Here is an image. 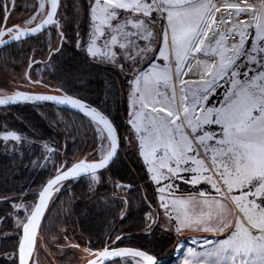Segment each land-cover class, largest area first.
<instances>
[{"label": "snow or ice", "instance_id": "1", "mask_svg": "<svg viewBox=\"0 0 264 264\" xmlns=\"http://www.w3.org/2000/svg\"><path fill=\"white\" fill-rule=\"evenodd\" d=\"M15 6L16 0H0V46L58 24L60 0H38L22 24L8 25ZM89 16L88 54L115 62L122 50L134 66L128 123L150 178L159 185L165 216L177 234L213 236L203 239L201 247L211 245L204 251L188 249L183 264H264V0H92ZM158 21L163 24L156 33ZM60 36L63 41V32ZM150 52L148 67H135ZM21 101L78 109L97 126L100 141L99 159L62 163L37 202L20 206L26 220L20 223L16 261L29 264L53 191L83 173L98 182L97 170L117 155L119 137L107 116L78 98L0 91V105ZM2 139L21 137L5 132ZM180 183L194 191L180 192ZM121 239L116 236L100 250L86 248L94 257L87 264H157L142 250L112 246Z\"/></svg>", "mask_w": 264, "mask_h": 264}, {"label": "trees", "instance_id": "2", "mask_svg": "<svg viewBox=\"0 0 264 264\" xmlns=\"http://www.w3.org/2000/svg\"><path fill=\"white\" fill-rule=\"evenodd\" d=\"M35 6L36 0H16L8 25L22 24L16 15L27 16ZM60 21V30L65 35L62 46L60 30L53 25L39 35L0 49V87H4L8 95L21 90H62L89 101L112 118L123 149L122 132L129 111L122 89L123 72L105 59L89 56L81 43L77 45L82 36L77 24L65 22L63 18ZM48 32L53 35L51 40ZM57 48L59 51H55ZM40 66H50L41 77L37 73ZM10 79L12 82L8 83ZM35 81L40 83H33ZM5 126L36 140L23 153L8 155L0 139V218L3 217L0 264H17L21 229H15L10 215L12 202L24 193L29 197L37 196L54 175L50 169L34 166L41 152L37 141L49 140L56 146L58 168L64 162L71 166L85 157L94 160L89 151L94 145L95 126L87 116L48 102L0 108V134ZM100 175L101 180L93 190L87 178L82 177L66 182L70 188L53 196L37 239L36 253L41 264H83L80 254L86 248L103 249L106 244L111 245L116 236L122 239L113 247H139L158 259L163 253L171 254L174 250L177 240L172 231L146 224L147 214L157 210L159 201L157 184L151 180L140 154L121 150L115 162ZM12 254L15 256L11 257ZM171 262L172 259L165 264Z\"/></svg>", "mask_w": 264, "mask_h": 264}, {"label": "rangeland", "instance_id": "3", "mask_svg": "<svg viewBox=\"0 0 264 264\" xmlns=\"http://www.w3.org/2000/svg\"><path fill=\"white\" fill-rule=\"evenodd\" d=\"M63 1L62 5L60 6L59 9V13L57 16V20H58V24H54L59 30L61 29L62 26V22L60 21V18H63V20L66 21H71L74 24H77V26L80 28V30L82 31V36L81 38L78 39V41L80 40L81 43V48L88 54L87 52V47L88 44L90 42V30H91V24H90V16H89V5L92 3V0H61ZM38 3V0H36V5ZM73 3V5H72ZM48 5L46 3V7H45V11L48 10ZM36 10V7L34 9V11ZM33 11V12H34ZM32 12V13H33ZM31 13V14H32ZM31 14L25 16L24 14H18L16 15L17 20H19L21 23L23 22V20L27 19ZM43 18V17H41ZM163 24V21H158L154 28H155V32L159 33L161 31V26ZM35 25V24H33ZM31 25V26H33ZM60 32H62L60 30ZM79 34V33H78ZM64 35V34H63ZM48 37L51 40L53 35L51 34V32H48ZM65 41V35H64V39L63 42ZM82 41V42H81ZM102 41L103 38H101L100 41H98V46L102 45ZM60 40V46L63 43ZM20 43V42H18ZM141 43H146V42H141ZM80 46V44H79ZM154 47L156 49L159 48V43L157 42L156 45H154ZM60 49V48H59ZM89 55V54H88ZM123 51L121 50V56L117 57L116 61L113 62L112 60L105 58L103 56L97 55L94 58H101V59H105L107 61H109L112 65L116 66L118 69H120L123 72L124 75V83L122 85V89H123V93L125 92L126 94V100H127V105H128V109L130 111V100H129V93L131 91V85H130V81L133 79L134 77V73L132 71V67H134L131 64V61L124 59L123 58ZM153 53H149L148 57L146 59H144L138 66L135 67H139L141 69H146L148 67L149 61L152 59L153 57ZM91 56V55H89ZM93 57V56H91ZM34 63H36L37 61H33ZM33 63V64H34ZM156 63H162V61L157 60ZM120 65H123V68L120 67ZM50 66H46V67H39L37 68V73L38 76L41 77L43 75L44 72H47ZM12 82V80L10 79L8 81V83ZM6 89L3 87H0V91H5ZM220 99H222V94L218 95L214 102L219 101ZM129 111H128V116H127V127H123V132H122V137H123V149H120L125 153V152H129V151H138V146H137V139L136 136L133 132V130L131 129L128 121L130 119L129 116ZM95 129H96V125L94 124ZM5 132H15L17 135H19L21 137L20 141H4L2 139V136ZM121 137V136H120ZM0 139L2 140V148L4 150V152L8 155H12L16 152L18 153H23L25 150H27L28 148L32 147V145L34 144V142H36V140L34 139H30L26 136H24L22 133L17 132L16 130H9L6 128L2 131V133L0 134ZM122 142V141H121ZM38 144L41 145V152L40 154L35 158V164L34 166L37 167L38 169H50L52 171L53 174H56V170H57V166H56V157H57V151L58 149L56 148V146L49 140H40L37 141ZM100 144V141H98L97 139V132L95 130L94 133V145L93 148L89 151V153L94 157V159H99V157L96 155L97 151H98V146ZM122 146V143H121ZM49 149H52V151H49ZM119 152V153H120ZM147 167V166H146ZM101 172L97 173L96 175L99 177V181H93L90 176H87V180L89 182V188L91 190H93L100 182L101 180ZM151 175V174H150ZM79 180V179H78ZM77 181V180H75ZM68 182V181H67ZM155 183V182H154ZM179 183V182H178ZM156 185V183H155ZM159 187V185H157V188ZM203 187H207L206 185H204ZM70 188V185L68 186L66 184V182L62 185L59 186V191H57L56 193H60L62 190ZM188 191H194V189L191 188V186L180 183V192H188ZM180 192L177 193V195L180 194ZM55 193V194H56ZM160 194L158 193L157 195V199L158 196ZM37 200V196H26V194H22L16 201L12 202V212H11V217H13V221H14V226L15 229L18 230V228L21 229V234H20V239L22 236V228L20 227V223L21 221H25L26 220V213L24 211V208L20 207V206H31L34 203H36ZM159 201V200H157ZM159 203V202H158ZM3 217L0 218V223L2 222ZM146 224L148 226H152L153 228H163L166 231H172L175 235H176V244L174 247V250H172L171 254L168 253H163L164 255H162L161 259H158V263L157 264H165L167 263L170 259H172L173 262H171L170 264H183L184 259L187 255V250L188 249H195L197 252H202L204 251L205 247H211V245H204V247H201V245L203 244V239L205 237H207L208 239H213L212 234L209 233H197V232H190V231H185L181 234H177L174 230V222L170 221L168 219V217L165 216L164 214V210L160 207V203H159V207L157 208V210L153 211V212H149L146 216ZM195 239L196 243H192V240ZM20 241V240H19ZM183 245L182 247H179V245ZM145 250V249H144ZM147 251V250H146ZM149 252V251H148ZM168 254V255H167ZM17 255V254H16ZM155 255V254H154ZM11 257L15 256V255H10ZM80 259L83 260L84 262H86L88 259H90L91 255H89L88 252H86L85 250L80 254ZM33 264H41L40 262V258L37 256L36 253V249L35 252L33 254V257L30 261V263ZM83 262V263H84ZM121 264H123V262L121 261Z\"/></svg>", "mask_w": 264, "mask_h": 264}, {"label": "water", "instance_id": "4", "mask_svg": "<svg viewBox=\"0 0 264 264\" xmlns=\"http://www.w3.org/2000/svg\"><path fill=\"white\" fill-rule=\"evenodd\" d=\"M60 6H61V0H60ZM59 9H60V7L58 8L57 15H56V17H55L56 20H57V16H58V13H59ZM57 21H58V20H57ZM7 23H8V22H7ZM34 26H35V25H33V27H34ZM51 26H53V25L46 26V27H45L40 33H37V34H35L34 36L41 34V33L44 32L45 30L49 29ZM34 36H31V37H34ZM63 36H64V35H63ZM31 37H25V38L22 39V41L25 40V39H29V38H31ZM5 38H7V37H5ZM61 41H62V40H61ZM18 42H21V41H10L7 45H5V46H0V49L6 47V46H8V45H11V44H13V43H18ZM62 42H63V41H62ZM79 42H80V40H79ZM79 44H80V43H79ZM77 45H78V43H77ZM32 65H33V62L31 63V66H32ZM30 68H31V67L29 66L28 71H27V76H28V77H29V73H30ZM19 92H23V93H27V94H32V95H37V94H43V95H55V96L69 95V96H72V97H74V98H78V99H80L81 101L85 102L88 106L93 107V108H96V109H97L98 111H100L102 114H104L105 116H107L108 119L110 120V122L114 125V127H115V128L117 129V131H118L119 147H118L117 155L113 158V160L109 163V165H108L106 168H104V169L97 170V173H100V172L106 170L107 168H109V167L115 162L116 158H117L118 155H119L120 149H121V137H120V133H119V130H118L116 124H115L114 121L112 120V118H111L109 115H107L102 109H100L98 106H96V105L90 103L89 101H87V100H85V99H83V98H80V97L75 96V95H72V94H68V93H66V92H64V91H62V90L53 91V92H48V91H27V90H21V91H19ZM9 95H11V94H9ZM33 102H48V103H54V104H56L54 101H21V102H18V103H15V104H10V105H0V108H7V107L15 106V105H20V104H24V103H33ZM56 105L61 106V107H65V108H68V109H71V110H74V111H77V112H79V113H81V114L84 115V113H82V112L79 111L78 109H74V108H72L70 105H62V104H56ZM88 118H90V117H88ZM97 173H96V174H97ZM54 175H56V174H54ZM54 175H53V176H54ZM90 175H91V174L83 173V174H81V176H79V177H76V178H69L68 180L61 182L60 185L64 184V183L67 182V181H70V180H78V179H80V178H82V177H87V176H90ZM53 176H52V177H53ZM52 177H51V178H52ZM51 178H50V179H51ZM47 182H48V181H47ZM47 182L44 184V186L47 184ZM60 185H58V187H59ZM44 186H43V187H44ZM43 187H42V188H43ZM56 192H57V191H55V190L53 191V194H52V196H51V198H50V200H49V202H48V206H47V208H46V210H45L44 216L41 218V221H40V227H41V224H42L43 219H44V217H45V214H46V212H47V210H48V208H49L50 202H51V200H52V198H53V196L55 195ZM36 202H37V200H36ZM40 227H39V229L37 230V239H38V235H39V232H40ZM36 245H37V240H36ZM119 247H128V248H133V249H139V250H142V251L146 252L147 254L152 255V256L156 259V261H157V263H158V257H157L156 255H154V254H152V253H150V252H148V251H146V250H144V249H142V248H139V247H133V246H119ZM35 249H36V247H35ZM35 249H34L32 255H31V257H30L29 264H30V261H31V259H32V257H33V254H34V252H35ZM93 258H94V257H91L90 259H93ZM87 262H88V260H87L86 262H84L83 264H87ZM110 262H111V261H106L105 264H108V263H110Z\"/></svg>", "mask_w": 264, "mask_h": 264}, {"label": "flooded vegetation", "instance_id": "5", "mask_svg": "<svg viewBox=\"0 0 264 264\" xmlns=\"http://www.w3.org/2000/svg\"><path fill=\"white\" fill-rule=\"evenodd\" d=\"M89 260V259H88Z\"/></svg>", "mask_w": 264, "mask_h": 264}]
</instances>
